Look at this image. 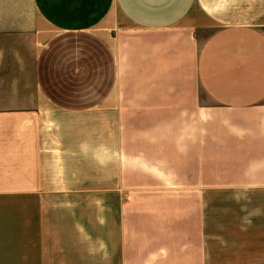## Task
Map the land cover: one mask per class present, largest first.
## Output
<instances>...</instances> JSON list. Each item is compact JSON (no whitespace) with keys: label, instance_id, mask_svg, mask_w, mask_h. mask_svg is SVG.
<instances>
[{"label":"crops","instance_id":"1","mask_svg":"<svg viewBox=\"0 0 264 264\" xmlns=\"http://www.w3.org/2000/svg\"><path fill=\"white\" fill-rule=\"evenodd\" d=\"M184 171L196 264H264V0H0V264H172L123 198Z\"/></svg>","mask_w":264,"mask_h":264},{"label":"rangeland","instance_id":"2","mask_svg":"<svg viewBox=\"0 0 264 264\" xmlns=\"http://www.w3.org/2000/svg\"><path fill=\"white\" fill-rule=\"evenodd\" d=\"M166 165L169 166L168 163ZM183 165L189 168L190 162H183ZM183 176L182 179H152V191L157 192L123 199L131 200V205L135 204L137 221L153 222L156 250L166 249V253L170 250L172 264H196L198 242L194 238L195 223L201 217L206 249L205 233L210 231V218L225 215L223 197L226 188L223 174L201 177L199 187L194 188L189 172L184 171ZM140 231L139 228V235L145 236Z\"/></svg>","mask_w":264,"mask_h":264}]
</instances>
